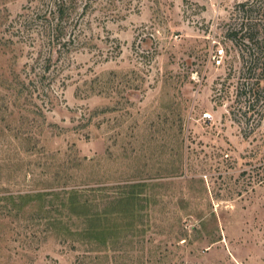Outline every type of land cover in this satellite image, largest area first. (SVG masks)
I'll use <instances>...</instances> for the list:
<instances>
[{
	"label": "rangeland",
	"instance_id": "obj_1",
	"mask_svg": "<svg viewBox=\"0 0 264 264\" xmlns=\"http://www.w3.org/2000/svg\"><path fill=\"white\" fill-rule=\"evenodd\" d=\"M242 1L0 0V264H264Z\"/></svg>",
	"mask_w": 264,
	"mask_h": 264
},
{
	"label": "trees",
	"instance_id": "obj_2",
	"mask_svg": "<svg viewBox=\"0 0 264 264\" xmlns=\"http://www.w3.org/2000/svg\"><path fill=\"white\" fill-rule=\"evenodd\" d=\"M253 5H248V0L242 1L238 4L239 10L238 13L241 14L242 22L240 27V31L247 26L245 32L241 33L238 37V40L241 42L238 43L242 45L241 50L242 52V60L249 72L256 73V75L264 73V10L259 12L260 15L263 14L262 19H259L258 22H252L253 16L251 13H255L257 15L258 11L252 8ZM246 20V21H245ZM245 21V22H244ZM251 26H254L253 32L250 29ZM250 29V34L246 33V31ZM239 31V33H240ZM252 32V33H251ZM235 38L237 35L236 33L232 34ZM244 39V41H242ZM245 51V52H244ZM246 55V56H245ZM253 76V75H252ZM249 77V76H248ZM254 77V76H253ZM251 77V78H253ZM257 78V76H255ZM260 79L250 82L251 85L246 84L248 87L249 93H252L255 96V101H258V94L255 90L259 86ZM244 83V82H243Z\"/></svg>",
	"mask_w": 264,
	"mask_h": 264
},
{
	"label": "built area",
	"instance_id": "obj_3",
	"mask_svg": "<svg viewBox=\"0 0 264 264\" xmlns=\"http://www.w3.org/2000/svg\"><path fill=\"white\" fill-rule=\"evenodd\" d=\"M222 55H223L222 49L221 48L217 49L216 53H214V55H213V59H215L216 64H219L221 62ZM206 116H207V114H206Z\"/></svg>",
	"mask_w": 264,
	"mask_h": 264
}]
</instances>
